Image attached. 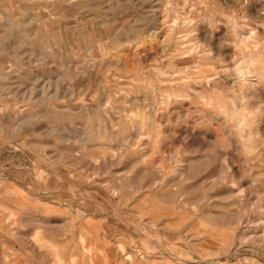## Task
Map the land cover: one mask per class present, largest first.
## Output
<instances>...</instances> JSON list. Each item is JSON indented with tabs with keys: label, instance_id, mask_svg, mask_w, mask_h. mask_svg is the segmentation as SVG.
Wrapping results in <instances>:
<instances>
[{
	"label": "rangeland",
	"instance_id": "374dc122",
	"mask_svg": "<svg viewBox=\"0 0 264 264\" xmlns=\"http://www.w3.org/2000/svg\"><path fill=\"white\" fill-rule=\"evenodd\" d=\"M190 47L264 59V0H0V264H264V83L194 85Z\"/></svg>",
	"mask_w": 264,
	"mask_h": 264
},
{
	"label": "bare ground",
	"instance_id": "6f19581e",
	"mask_svg": "<svg viewBox=\"0 0 264 264\" xmlns=\"http://www.w3.org/2000/svg\"><path fill=\"white\" fill-rule=\"evenodd\" d=\"M136 2V1H135ZM189 12V11H188ZM186 13V12H185ZM190 13V12H189ZM188 13V14H189ZM188 14H185V15H188ZM192 17V16H191ZM190 17V18H191ZM195 17V16H194ZM232 18V17H231ZM193 19V17L191 18ZM197 20V19H196ZM233 22L236 23V20L235 18H232ZM191 21V20H189ZM194 20H192L193 22ZM191 22V23H192ZM196 23L193 24L192 26V30L195 33L194 37L192 38V40H194L196 42V44L199 42H202V43H208L209 45H215V31L213 28H211V26H209L210 24H203V23H199L197 21H195ZM209 23V22H208ZM237 24V23H236ZM189 26H191V24H189ZM213 26V25H212ZM246 26V25H245ZM242 27V26H241ZM244 27V25H243ZM248 27V26H247ZM249 28V27H248ZM246 29V28H244ZM242 29V30H244ZM191 30V31H192ZM247 30V29H246ZM250 31V30H249ZM245 31L246 33L244 34H238V39L240 40V43H244V41L246 42V38H251V35L255 34L254 31ZM218 33V32H217ZM250 33V34H249ZM247 34H249L250 36L249 37H245ZM156 36V35H155ZM188 43V41H187ZM189 43L191 44L192 42L189 41ZM188 43V44H189ZM198 43V44H199ZM183 44V43H182ZM189 44V45H190ZM194 44V42H193ZM192 44V45H193ZM194 46V45H193ZM241 46V45H240ZM192 47L190 48H176L173 52L169 53L167 57L169 58H172V59H178L179 62L182 61V63L180 64L179 63V66H180V69L178 70V74L177 75H180L181 77H183L184 79L187 78L189 79V81H191L192 83H194V85H198L200 86L201 83L203 82H212L216 79H220V80H227L228 78H231L232 77V73L230 72L231 71V68L233 67L234 68V71L235 72H238L239 73V77H235L233 78V88L232 89H243L244 87L245 88H251V89H255V87L259 84H263L264 83V59H257L256 57H253L251 55H248V54H245V52H239L238 55L235 57V60L232 64H225V65H222L220 67H217L214 63H211V66L207 67L205 65H203L201 63V59L203 58L204 54L205 56L207 55L208 57V54H210V52L213 51V49H209V53H206V52H202V54L200 52L197 53V56H196V62H191L190 60L192 59V57L195 55V53L192 51L191 49ZM194 48V47H193ZM195 50V49H193ZM251 50V49H249ZM253 50V49H252ZM141 51V50H140ZM249 52V51H248ZM257 52V51H256ZM166 53V52H165ZM258 55V54H256ZM165 56V55H164ZM255 56V55H254ZM210 57V56H209ZM118 58V57H117ZM122 59V58H121ZM116 61H119L120 62V58H118V60ZM167 61V60H166ZM169 61V60H168ZM118 62V63H119ZM127 62V61H126ZM213 62V61H212ZM224 62V61H223ZM225 63V62H224ZM169 64H172V63H169ZM176 64V63H175ZM123 65V64H121ZM125 65V64H124ZM169 66V65H168ZM123 67V66H122ZM121 67V68H122ZM126 67V66H125ZM124 68V67H123ZM129 68V66L127 65V69ZM164 59L161 61V63L157 64L154 66L153 70L156 71L158 74V76L163 77L161 79H164V76H165V72L166 70L164 69ZM165 70V72L163 71ZM175 71V69H173ZM172 70V71H173ZM173 71V73H174ZM135 72V71H134ZM155 74V73H154ZM168 74V73H167ZM176 74V71L175 73ZM168 76V75H167ZM176 77V75H174ZM169 77V76H168ZM182 78V79H183ZM240 78H242L243 82H240L242 81ZM133 79V78H132ZM161 79H160V82H161ZM135 80V79H134ZM167 80V79H166ZM165 79L162 80V81H166ZM171 80V79H169ZM178 80H181V79H178ZM133 81V80H132ZM138 81V80H137ZM141 83V82H140ZM165 84V83H164ZM162 84L161 82V85H164ZM151 85V84H150ZM264 85V84H263ZM139 86V85H138ZM136 87V86H135ZM143 87V86H141ZM145 87V86H144ZM143 87V90L147 87L144 88ZM150 87V86H149ZM133 89V88H132ZM152 89V88H151ZM134 90V89H133ZM147 90V89H146ZM228 90V89H227ZM140 91V90H139ZM145 91V90H144ZM161 91V90H160ZM169 91V90H168ZM168 91H166L168 93ZM189 91V92H188ZM236 91V90H235ZM147 93V91H145ZM153 92V91H152ZM152 92L150 91V93L152 94ZM158 92V91H157ZM190 92H195L194 89L192 87H189L188 89H185V88H178V89H174L173 91L170 92V95L171 97H176L177 99L178 98H184L186 99L187 97H189V94ZM197 92V90H196ZM229 92V90H228ZM227 92V93H228ZM144 93V92H143ZM233 93V91H232ZM145 94V93H144ZM217 97V100L213 102V100H211V98L208 100L209 104H215L217 105V107L219 108V110L221 111V113H224L226 114V112H228L226 109V105H225V99L217 94V93H214ZM231 94V93H230ZM170 95H164V91H163V94H161V97L164 99V100H168L169 101V98H170ZM235 95V93H234ZM237 95H239L237 93ZM235 95V96H237ZM173 97L171 100H173ZM174 98V99H176ZM207 98V97H206ZM208 99V98H207ZM232 101H234L235 98H231ZM240 99V98H238ZM176 101V100H175ZM157 102V101H156ZM161 102V101H160ZM164 102V101H163ZM170 102V101H169ZM168 102V103H169ZM162 103V102H161ZM167 103V102H165ZM207 103V102H206ZM163 105V104H162ZM212 107V106H211ZM216 107V108H217ZM19 108V107H18ZM189 110V109H188ZM236 108L235 109H232L230 112V115L233 117H236V116H239L237 115L236 113ZM156 111V110H155ZM202 111V110H201ZM243 111V110H242ZM245 111V110H244ZM157 112V111H156ZM195 112V111H194ZM245 113V112H244ZM246 116L248 117V119H246ZM194 117V116H193ZM250 117H253L252 114L250 115H245L242 116L240 115L239 116V121L238 123L239 124H242L244 126H248V125H251L250 124V121H249V118ZM232 119V120H233ZM213 120V119H212ZM220 121V120H219ZM218 121V122H219ZM237 126V124H236ZM240 126V125H239ZM250 127V126H249ZM15 128V127H14ZM2 129V128H1ZM89 131V130H88ZM201 134V133H200ZM82 136V135H81ZM93 136V135H92ZM80 138V137H79ZM77 141V140H76ZM167 146V145H166ZM77 154V153H76ZM176 155V154H175ZM220 155V154H218ZM217 155V156H218ZM233 155V154H232ZM91 156V155H90ZM173 160V159H171ZM218 160V159H217ZM174 162V161H173ZM207 166V165H206ZM236 170V169H235ZM116 171V170H115ZM119 171V170H118ZM170 172V171H169ZM189 179V178H188ZM185 182V181H184ZM120 188V187H119ZM177 193V192H176ZM18 194V193H17ZM176 195V194H175ZM173 196V195H172ZM16 199V198H15ZM165 202V201H164ZM180 211V210H179ZM230 212V211H229ZM210 217V216H209ZM237 218V217H236ZM236 220V219H235ZM231 221V220H230ZM237 221V220H236ZM239 221V220H238ZM238 221L236 222L238 224ZM228 223H230L228 221ZM223 224V223H222ZM227 225V224H226ZM234 225V223H233ZM208 227V226H207ZM81 237V236H80ZM226 253V252H225ZM228 253V252H227ZM233 253V252H232Z\"/></svg>",
	"mask_w": 264,
	"mask_h": 264
},
{
	"label": "clouds",
	"instance_id": "9594fccd",
	"mask_svg": "<svg viewBox=\"0 0 264 264\" xmlns=\"http://www.w3.org/2000/svg\"><path fill=\"white\" fill-rule=\"evenodd\" d=\"M242 149L249 158L256 154L254 140L255 137L251 134L248 129H245L242 133Z\"/></svg>",
	"mask_w": 264,
	"mask_h": 264
}]
</instances>
